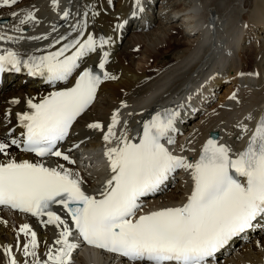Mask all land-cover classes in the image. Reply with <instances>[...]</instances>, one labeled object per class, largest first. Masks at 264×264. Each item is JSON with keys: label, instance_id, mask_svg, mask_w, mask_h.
<instances>
[{"label": "bare ground", "instance_id": "6f19581e", "mask_svg": "<svg viewBox=\"0 0 264 264\" xmlns=\"http://www.w3.org/2000/svg\"><path fill=\"white\" fill-rule=\"evenodd\" d=\"M208 1L204 10L200 6L206 3L205 0H139L138 3L137 0H55V3L53 0H25L22 3L18 0L16 4L0 6V18L8 20L5 25H0V35L14 38L0 39V54L11 49L23 60L55 52L70 40L79 38L83 41L88 35L96 40H109L102 49L97 48L81 58L80 68L67 81L48 83L44 77L29 75L23 66L19 72H2L0 141L22 137L23 128L17 113L30 111L27 107L29 99L39 103L53 91L71 87L84 68L99 69L101 55L108 52L104 71L116 79L102 80L93 104L75 120L58 150L72 160L77 150L102 149L105 152L106 147L117 146L122 132L138 143L144 121L166 110L179 113L174 120L176 131L170 133L174 144L168 145L173 155L195 162L209 133L214 131L218 132L216 142H224L232 151L242 150L258 122L264 118V0ZM27 12H32L35 19L20 25L19 20ZM214 14L218 20H227L229 26L240 27L238 35L230 37L233 44L222 34L213 48L209 29L217 24L218 20L214 25L215 20L210 17ZM181 18L186 22H180ZM17 26L20 31H15ZM221 44L228 50L239 45V60L237 63L229 60L226 69L223 68L226 59ZM73 50L65 55H70ZM216 64H221L220 70ZM222 84L225 86L218 94L215 90ZM216 97H219L217 106L210 107ZM13 100L19 102L12 103ZM122 104L126 106L122 107ZM114 112L118 113L119 119L114 129L116 137L106 145L103 133L107 132ZM97 122L102 125V130L88 127ZM162 142L166 144L167 139ZM104 152L92 160L95 167L91 171L95 172L96 180L79 174L82 189L97 198L111 177ZM7 159H28L47 167L63 164L72 173L78 172L75 163L68 164L58 157L38 158L33 153L19 151L14 145L8 149L7 157L0 154V162H7ZM191 188L190 171L177 169L155 193L140 201V210L133 219L163 208L182 206L187 202ZM54 211L74 230L62 206L56 205ZM46 220V216L36 217L0 206V264H9L6 248L16 264H33V257L24 255V245L30 240V235L20 231L24 224L36 233V259L43 264L48 249L58 247L55 240L60 231L55 225L42 223ZM257 221L221 252V259L216 256L207 264H264V217ZM70 239L78 243L72 262L100 264L91 255L76 257L82 247L103 253L107 258L120 257L94 247L90 249L75 234ZM120 260L121 264H131L125 257Z\"/></svg>", "mask_w": 264, "mask_h": 264}, {"label": "snow or ice", "instance_id": "6c2138e0", "mask_svg": "<svg viewBox=\"0 0 264 264\" xmlns=\"http://www.w3.org/2000/svg\"><path fill=\"white\" fill-rule=\"evenodd\" d=\"M17 2L0 0V6ZM34 19L33 13L27 12L19 24ZM20 30L18 26L15 28ZM0 39L14 38L0 35ZM108 43L107 39L96 40L88 35L83 41L70 40L55 52L23 60L7 49L0 54V72H19L23 66L29 75L44 77L48 83L67 81L80 68L81 58ZM70 49H74L71 55H65ZM108 55L103 52L98 65L103 76L84 68L71 87L53 91L39 103L29 99L30 111L17 113L22 137L0 141V154L7 157L8 149L14 145L36 157H58L74 164L69 155L58 150L57 143L65 139L73 122L92 102L102 80L116 79L104 71ZM177 115L175 111L158 112L144 121L138 143L122 132L117 146L106 147L104 156L111 177L99 198L88 195L81 187L79 173L73 174L63 164L47 167L28 159L0 162V206L36 217L47 216L42 223L60 229L55 240L58 247L48 249L43 264H72L78 248V243L70 239L74 234L84 244L118 254L131 264H207L208 258L252 227L257 218L264 217V118L258 122L244 150L235 157L230 155L228 146L209 138L199 158L190 162L184 156L173 155L161 142L167 139L169 144L174 143L170 133L176 131ZM118 123V113L114 112L107 132L103 133L106 145L116 137L114 129ZM88 127L102 130L98 122ZM177 169L191 174L192 188L187 202L133 219L141 207L140 198L155 193ZM53 205L62 206L74 230L52 210ZM20 231L30 235L24 255L33 257V264H41L36 259V233L27 224ZM5 252L10 257L9 264H16L10 250L6 248Z\"/></svg>", "mask_w": 264, "mask_h": 264}, {"label": "rangeland", "instance_id": "374dc122", "mask_svg": "<svg viewBox=\"0 0 264 264\" xmlns=\"http://www.w3.org/2000/svg\"><path fill=\"white\" fill-rule=\"evenodd\" d=\"M23 1H25V0H21V3L23 2ZM205 2L206 3H203L202 4V6H200V7H202V9L201 10H204V8H205V6H206V4L209 2L208 0H205ZM197 12H200V11H197ZM210 17H212V18H214V25H215V23H216V21L218 20V18H217V16L214 14L213 16L212 15H210ZM226 21V22H225ZM180 22H186V20L185 19H180ZM204 22V21H203ZM134 25H135V23H134ZM231 25V24H230ZM133 26V25H132ZM184 27H185V24H184ZM227 27H230L231 28V30H230V28H227ZM218 29V31H217V29ZM227 29L229 30L228 32H227ZM234 29V30H233ZM239 29H240V27L238 26L237 27V29H236V27L235 26H229L228 24H227V20H225V19H221V20H218L217 21V24H216V26H214V27H212L211 29H209L210 31H211V39L212 40H210V42H212V46H213V48H214V45L219 41V38L220 37H222V34H224V35H226L224 38L227 40V42H231L230 41V37H233V35H235L234 37H236V35H238L237 33H238V31H239ZM185 30V29H184ZM234 33H233V32ZM233 34H232V33ZM229 33V34H228ZM230 35V36H229ZM196 36V35H195ZM214 41V42H213ZM232 44H233V42H231ZM231 46V45H230ZM238 46L239 45H237V47H235V48H233L232 50H228V48H227V52H223V55L225 56V59H226V61L224 62L225 63V65H226V63H227V65H226V67H225V65L224 64H222V65H224V69H226L228 66H229V63H230V61L229 60H233L235 63H237V61L239 60V58L237 57V50L239 49L238 48ZM232 55V56H231ZM141 57V56H140ZM142 58V57H141ZM144 59V58H143ZM229 62V63H228ZM150 63V62H149ZM149 63H146V66H148L147 64H149ZM155 64V63H154ZM222 68V69H223ZM220 70V69H219ZM139 71V70H138ZM216 71H218V70H216ZM222 86L224 87L225 86V84H222L218 89H216L215 91L219 94H221V92H222ZM218 90V91H217ZM219 100V97L217 98L216 97V99L212 102V104H211V106L210 107H214V106H217V101ZM209 109V108H208ZM194 120H196V119H194ZM191 125H192V123H190ZM190 125V126H191ZM179 135V134H178ZM177 135V136H178ZM169 150H171V149H169ZM75 160V159H74ZM76 164V163H75ZM181 171V170H180ZM179 172V171H178ZM77 173H79V172H77ZM180 173V172H179ZM73 174H75V172H73ZM178 174V173H177ZM84 175V177H86V178H89V179H94V180H96V174H94V173H86V174H83ZM168 193V192H167ZM84 249V250H83ZM83 254V257L84 258H87L89 255H91V256H93L94 258H96V261L98 262L99 261V263L100 264H121V260L118 258H116V259H112V257H105V255H102V254H99V253H96V252H93V251H90V250H86V248H82L81 250H79V251H77V253H76V257H79V256H81ZM222 257V256H221ZM221 257L219 258V259H221ZM219 261V260H218ZM89 262V261H88ZM72 264H81V263H79L77 260H73V262H72Z\"/></svg>", "mask_w": 264, "mask_h": 264}, {"label": "water", "instance_id": "95a60500", "mask_svg": "<svg viewBox=\"0 0 264 264\" xmlns=\"http://www.w3.org/2000/svg\"><path fill=\"white\" fill-rule=\"evenodd\" d=\"M6 22H7L6 19H4V18L0 19V24H5ZM216 136H217L216 133L211 134V137H212V138H215Z\"/></svg>", "mask_w": 264, "mask_h": 264}]
</instances>
